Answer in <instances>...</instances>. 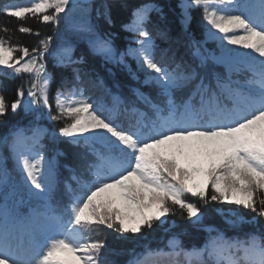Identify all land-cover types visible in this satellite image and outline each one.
Segmentation results:
<instances>
[{
  "label": "snow or ice",
  "instance_id": "1",
  "mask_svg": "<svg viewBox=\"0 0 264 264\" xmlns=\"http://www.w3.org/2000/svg\"><path fill=\"white\" fill-rule=\"evenodd\" d=\"M70 2L29 0L26 6L3 11L21 21L31 17L59 25ZM180 6L185 25L192 18L190 9L202 11L205 39L189 38L192 57L201 68L209 60L224 63L226 76L215 71L202 75L174 55L168 63L156 59L158 46L147 25L150 14L162 10L152 0L133 9L131 20L122 25L134 33L136 47L121 52L110 34L98 31L90 15L91 0H84L79 5L81 16L68 24L70 35L57 55L56 66L71 67L72 79L63 78L56 89L55 115L50 103L54 77L45 63L53 54V37L44 36L31 49L0 37V66L13 76L32 77L27 101L23 87L10 105L0 95V116L9 107L13 112L23 107L39 119L44 113L37 109H47L48 119L70 121L52 130L53 142L58 143L59 137L82 149L74 164L63 166L69 175L57 199V157L65 153L56 147L48 155L42 142L48 130L15 126L0 137V264H108L105 239L92 238L94 229L103 226L119 234H138L158 224L167 225L169 232L177 227L168 221L170 215L200 225L201 208L211 202L255 214L248 218L237 210L216 209L231 229L264 218V0H181ZM103 9V13L96 9L97 18L103 15L111 24L107 3ZM0 30L8 31L6 26ZM17 30L40 36L31 26L21 24ZM155 35L168 38L159 27ZM72 36L87 40L93 53L123 64L139 80L125 61L132 56L144 73L143 84L154 86L158 100L134 88L136 100L127 104L119 96H113L107 108L90 102L78 67L83 57H73ZM208 39L219 41V57L203 48ZM227 45L251 50L253 55ZM160 55L168 56L167 50H160ZM237 62L243 68L235 67ZM235 74L242 78L233 79ZM4 147L20 183L38 201L27 212L21 211L22 201L16 198ZM189 194L195 201L186 199ZM203 228L208 236L200 246L186 247L183 231L172 232L164 247L133 252L127 264H147L151 258H159L161 264H264V233L228 236L215 225Z\"/></svg>",
  "mask_w": 264,
  "mask_h": 264
},
{
  "label": "trees",
  "instance_id": "2",
  "mask_svg": "<svg viewBox=\"0 0 264 264\" xmlns=\"http://www.w3.org/2000/svg\"><path fill=\"white\" fill-rule=\"evenodd\" d=\"M146 0H91L90 15L93 22L98 26V31L104 34H110L113 46L118 52L126 51L127 48L136 47L134 43L135 35L130 31H125L122 27L123 24L128 23L132 18L133 9L144 4ZM29 0H0V29L7 27L8 31L4 32L0 30V37L5 39L10 38L13 45H23L29 47V49L36 47L39 40L44 36H52L53 41L51 48L53 54L46 56L45 63L47 70L52 73L54 79L51 84L50 91V103L52 105V114H56V102L55 92L60 86L61 80L67 78L72 79L71 67H58L56 66L57 55L60 54V50L65 46L66 37L70 35L68 24L81 16V8L79 5L84 3V0H71L68 9H66L67 15L61 14V23L54 25L51 22L44 24L37 18H27L26 20H19L14 17H10L4 13L5 7L13 6H26ZM107 3L108 10L111 15L112 23L108 24L103 15L97 18L96 9L99 8L103 13V5ZM162 11L161 13L153 12L150 14V23L147 25L149 31L153 33L156 40L157 48V60H163L168 63L170 56H175V59L190 63L193 67L197 68V71L202 75L210 74L215 71L222 76L228 74L227 69L213 61L209 60L206 67H199V61L194 59L191 55V48L189 47V38L196 41H203L204 37V22L202 18V11L199 9H190L191 21L187 25L182 23L183 15L181 8V0H152ZM23 24L25 26H31L33 33L38 30L40 36L34 34H25L19 32L18 27ZM156 27L165 29L168 33V38L163 40L155 35ZM74 52V58L83 57V64L78 65L80 67L83 79V88L85 95L90 98V102H100L105 100L109 102L112 95L119 94L121 99L127 104L131 101H135L136 98L132 92V89L139 88L142 92L149 93L151 98L156 101V90L154 86H147L143 84V71L138 69L136 60L132 56H126L125 61L131 68L132 72L136 73L140 77L139 80L133 79L129 68L123 64L108 61L105 57L98 53H93L89 48L87 40L81 39L76 36H72L71 40ZM227 43V42H225ZM203 48L207 53L217 55L221 53L219 41L208 39L203 44ZM160 50H167L168 56L162 57ZM19 55V53H16ZM242 78V75L235 74L233 79ZM32 77L28 74H21L20 76H13L10 71L0 66V95H3L10 105L13 100L16 99L17 90L20 87L24 88L25 97L27 101V89L29 87V81ZM179 96V93H177ZM137 105L141 109H145L144 104L136 101ZM146 110V109H145ZM44 113L42 118L37 119L35 113H26L24 108L21 107L15 112L9 107L7 113L0 116V137H3L15 126L23 128H30L32 126H38L43 129H47V133L44 136L43 143L47 146V153L52 155V149L58 147L65 155L57 157L58 168V184L56 197L59 199L63 193L62 181L68 177V171L63 167L65 164L75 163V154L82 151L81 148H76L70 145L66 139L57 138L58 143L53 142L51 139V132L54 129H59L65 122L70 121H52L48 119L47 109L42 107L37 109V113ZM28 134H31L30 132ZM3 154L7 157V168L11 173V182L15 184L16 198L21 200V211H27L30 207L36 205L38 201L34 197H30L27 188L20 183L19 174L13 167V160L10 152L6 147L2 149ZM91 159V157H89ZM211 189L209 188V192ZM186 199L195 201V198L189 196ZM63 202H66V198ZM216 209L237 210L243 216L252 218L255 216L250 210H245L242 207L236 205H230L225 202H211L201 208L204 213L202 224L197 225L189 221L188 219H181L179 215H170L167 219L169 222L175 221L177 227L171 231L166 232L167 225L159 226L154 225L152 230L145 229L142 233L138 234H119L111 229H106L103 226L98 229H94V239H105L106 249L103 252L105 260L108 264H127L131 259L133 252L140 253L145 247L150 248H162L165 246L166 241L172 232H181L183 235L181 239L186 247H190L195 244L200 246L204 243L208 233L204 231L203 225H215L216 227L223 229L228 236L236 234L243 235L246 232L259 231L264 233V218L256 217L254 224H244L240 229H231L224 223L221 215H218ZM215 233H213L214 235ZM147 264H161L159 258H151L147 261Z\"/></svg>",
  "mask_w": 264,
  "mask_h": 264
},
{
  "label": "rangeland",
  "instance_id": "3",
  "mask_svg": "<svg viewBox=\"0 0 264 264\" xmlns=\"http://www.w3.org/2000/svg\"><path fill=\"white\" fill-rule=\"evenodd\" d=\"M227 47L232 48V49L237 50V51H240V52L244 53L245 56H251V55H253V53L251 52V50L243 49V48H241L240 46L227 45ZM220 55H221V54H220ZM220 55H219V56H220ZM219 56H218V57H219ZM237 63H239V62H237ZM220 64L225 65L224 63H220ZM100 104L104 105L106 108L112 106V102H111L110 104H108V103H104L103 100H102V102H101Z\"/></svg>",
  "mask_w": 264,
  "mask_h": 264
}]
</instances>
